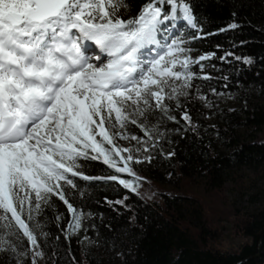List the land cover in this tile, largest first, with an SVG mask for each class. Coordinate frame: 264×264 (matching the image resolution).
Returning a JSON list of instances; mask_svg holds the SVG:
<instances>
[{
	"label": "trees",
	"instance_id": "obj_1",
	"mask_svg": "<svg viewBox=\"0 0 264 264\" xmlns=\"http://www.w3.org/2000/svg\"><path fill=\"white\" fill-rule=\"evenodd\" d=\"M146 2L126 0L122 18L138 14ZM186 2L196 27L173 34V39L183 41L193 60L210 58L191 65L195 76L188 94L164 101L166 114L150 102L135 124L127 123L128 135L146 138L154 148L147 163H128L134 176L117 173L102 158L79 161L83 175L99 178L69 177L75 187L64 186L81 214L79 229L69 228L72 213L55 196L33 210L32 219L31 206L26 207L22 218L37 237L44 264H264V197L259 207L242 213L223 207L230 173L246 169L264 175V103H259L264 102V0ZM208 92L234 95L246 105L219 110L215 128H202L195 119L201 111L194 95ZM185 114L188 120L182 118ZM148 125L165 132V144L156 140V133L145 137ZM242 130L255 137L242 141ZM113 158L123 167L121 156ZM165 173H170L168 179ZM113 175L132 181L135 191L108 179ZM183 181L188 189L180 190ZM0 221L5 227L10 214ZM221 222L238 239L235 248L221 246ZM1 226L7 233L0 231L6 244L0 245V264H31V244L18 226ZM258 242L261 253L254 257Z\"/></svg>",
	"mask_w": 264,
	"mask_h": 264
},
{
	"label": "snow or ice",
	"instance_id": "obj_2",
	"mask_svg": "<svg viewBox=\"0 0 264 264\" xmlns=\"http://www.w3.org/2000/svg\"><path fill=\"white\" fill-rule=\"evenodd\" d=\"M126 7V0H0V220L10 214L5 227L18 226L33 247L37 237L22 218L25 206L32 219L31 212L55 196L72 213L69 228L79 229L81 214L64 186L75 187L69 177L99 179L83 175L79 161L102 158L117 173L134 176L131 154L122 157L123 167L113 158L131 150L116 146L110 129L135 124L144 113L140 106L150 108L151 101L166 114L165 99L188 94L191 65L210 58L193 60L183 41L158 39L166 21L196 27L186 0H147L138 14L123 19ZM85 42L106 53L107 62L90 63ZM152 45L164 50L143 55ZM108 179L135 191L132 181Z\"/></svg>",
	"mask_w": 264,
	"mask_h": 264
},
{
	"label": "rangeland",
	"instance_id": "obj_3",
	"mask_svg": "<svg viewBox=\"0 0 264 264\" xmlns=\"http://www.w3.org/2000/svg\"><path fill=\"white\" fill-rule=\"evenodd\" d=\"M162 7L168 8L169 6L163 5ZM165 25L167 26V31H163L158 35V39L161 41V44L165 43H171V40L173 39V34L178 33L179 31H182L184 29L192 28L191 26L187 25L186 22H182L181 20L177 19L174 21H166ZM165 25H162V29L165 27ZM89 50L86 54L89 56V62L97 65H101L102 63L107 62V55L106 53H101L98 48L91 42H89ZM151 48V52H147V50H142V54L145 56H148L149 58L156 56L158 53H161L164 49H162L159 46L152 45L149 46ZM97 55L101 56V61H97L95 57ZM93 57V59L91 58ZM179 83V82H178ZM170 91V90H167ZM195 102L197 104V107L201 111V115L196 116L197 123L200 127L205 129H214L215 128V117L219 110H225L226 112H231L234 110L239 109L240 107H244L246 103L239 104L236 100L234 95L230 94H215L212 92H208L206 94H199L195 93ZM176 100V99H173ZM165 101H169L168 99H165ZM151 103L155 106V102L151 101ZM264 103V102H259ZM141 108L145 109V105H141ZM156 108V107H155ZM151 126V125H150ZM148 125L147 130L150 131V136L146 135L145 137H148L149 139H152L156 134L159 135V137L156 136V140L160 143L165 144L166 136L165 132L163 130L161 132L163 133H157V129H155L156 125H152L150 127ZM161 128V127H160ZM112 133L115 134L114 137V143L116 146H118L121 149H129L131 150L129 152H122L121 157L125 158L131 154L133 156V160L129 161L128 163H137L136 161L139 160L141 162L147 163L149 161V157L151 158L153 145L150 144L148 139L146 138H138V139H131L130 135H128L125 128L121 129L118 125L112 129H110ZM156 133V134H155ZM242 134L241 140L244 142H249L253 137H255L253 132H244L243 130L240 132ZM123 136L124 138H121ZM97 140H100V137H96ZM215 138V137H214ZM105 147H108L105 145ZM147 148L148 150L145 151L144 149ZM140 162V163H141ZM170 176V173H165L164 178L168 179ZM231 178L226 182V191H225V200L223 207L226 208L230 206L232 209L235 208L239 212H245L254 208H257L261 205L262 199L264 197V175L262 174H255L251 173L250 171H247L246 169H242L239 171H233L229 175ZM178 189H188V186L185 184V182H180L178 184ZM195 192L201 196V193L194 189ZM28 205L25 206V209ZM220 207V206H219ZM1 225H4V221H0ZM223 230L221 231V237L219 239V242H221L222 247H228V248H235L239 241L236 237L232 235L230 232V228L226 222H221ZM0 225V226H1ZM2 227V226H1ZM3 229H6V227H2ZM0 231L2 233H7V231H4L0 228ZM0 245H6L3 241L0 239ZM35 252H37L36 247H33L31 245L29 256L31 258L30 263L33 264V261H35V264H44L42 255L36 256Z\"/></svg>",
	"mask_w": 264,
	"mask_h": 264
},
{
	"label": "water",
	"instance_id": "obj_4",
	"mask_svg": "<svg viewBox=\"0 0 264 264\" xmlns=\"http://www.w3.org/2000/svg\"><path fill=\"white\" fill-rule=\"evenodd\" d=\"M256 249H257V253L254 257H259L261 253V245L259 242L257 243Z\"/></svg>",
	"mask_w": 264,
	"mask_h": 264
},
{
	"label": "bare ground",
	"instance_id": "obj_5",
	"mask_svg": "<svg viewBox=\"0 0 264 264\" xmlns=\"http://www.w3.org/2000/svg\"><path fill=\"white\" fill-rule=\"evenodd\" d=\"M85 44H86L87 51H89L90 47H89V45H87V44H89V42H86ZM91 58L93 59V57H91Z\"/></svg>",
	"mask_w": 264,
	"mask_h": 264
}]
</instances>
